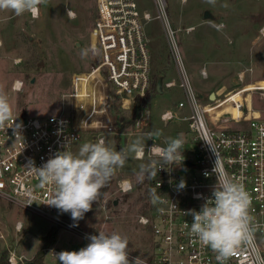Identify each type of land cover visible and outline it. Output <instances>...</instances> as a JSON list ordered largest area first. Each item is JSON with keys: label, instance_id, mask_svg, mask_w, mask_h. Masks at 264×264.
<instances>
[{"label": "built area", "instance_id": "2783aa9c", "mask_svg": "<svg viewBox=\"0 0 264 264\" xmlns=\"http://www.w3.org/2000/svg\"><path fill=\"white\" fill-rule=\"evenodd\" d=\"M153 3L157 13L155 18L162 23L178 71L177 86L183 94V99L175 104V111H162L159 121L164 127L174 120L183 122L186 130L183 133L185 143L180 149L184 157L182 162L166 165L147 184V213L138 216V224L150 232L153 250L142 260L143 264H218L216 253L190 238L185 227L193 220L185 213L192 209L199 211L205 199L211 197L216 183L213 171L216 160L219 168L242 184L251 198L250 214L257 225L256 246L264 257V113L249 110L246 101L236 103L223 93H217L214 101L203 95L200 98L178 53L175 31L166 15V1L153 0ZM95 7L90 46L100 49V55L95 56V65L89 72L72 76L71 90L66 97L74 102L73 114L63 108L58 114L42 119L13 115L6 122V126H13L0 129V199L32 216L79 233L88 241L90 234L77 230L72 223L59 217L60 210L44 204L52 196V187L41 186L39 178L26 166L31 160L35 167H41L56 153L64 151L69 141L70 149L88 130L100 132L105 129L103 134L118 136L117 129L121 128L122 122H116L112 117V99L123 111H128L136 101L151 94L152 59L144 27L153 18L147 11H141L136 0H95ZM66 13L70 19L75 17L71 10ZM175 86L174 81H167L161 90ZM14 88L20 90L21 86L14 83ZM220 102L232 105L241 111V116L234 118L225 113L219 117L215 108ZM142 111L132 120L135 129L132 135L148 133L143 129L149 122V115ZM137 122L141 124L137 126ZM103 134H99L96 141L104 139ZM163 140L162 137L157 141L147 139L146 146L153 143L163 146ZM147 159L146 151L143 161L147 162ZM126 180L129 179L123 178L117 183V191L123 195L135 189L132 184V189L125 192L122 185ZM181 181L186 185L182 189L178 187ZM153 188L161 195L160 202L155 204L150 196ZM14 229L20 232L22 223L16 222ZM49 252L54 258L59 254L54 249ZM249 259L250 250L246 249L231 257L227 264H249ZM21 260L10 252L9 264H19Z\"/></svg>", "mask_w": 264, "mask_h": 264}, {"label": "rangeland", "instance_id": "374dc122", "mask_svg": "<svg viewBox=\"0 0 264 264\" xmlns=\"http://www.w3.org/2000/svg\"><path fill=\"white\" fill-rule=\"evenodd\" d=\"M136 1L141 11H147L153 18L144 27L152 59V77L157 76V83H176L168 90L162 87L161 94L149 95L143 111L140 109L149 115L143 132H162V136L152 137L154 141L160 137H176L178 132L183 135L185 123L174 120L164 127L159 121L162 111H175V104L183 99V94L177 86L179 75L162 23L155 18L153 0ZM165 1L178 53L195 92L205 99H209L211 93H223L236 103L246 101L249 110L264 113V36L259 31L264 27V0H217L215 6L206 0ZM67 10L74 12L75 17L68 18ZM205 11L212 19H203ZM95 17V0H46L35 19L27 13L17 17L11 12H0V88L9 97L13 115L23 113L42 119L58 114L63 108L73 114L74 102L66 95L71 90L72 76L89 72L95 65V56L80 57L81 49L92 44L90 30ZM240 73L243 78H239ZM17 82L21 83L20 90L13 89ZM216 108L218 116L225 113L234 118L241 116V111L225 102H220ZM111 113L116 122L122 117L123 123H128L117 129L118 136L103 134L105 129L100 132L88 130L69 150L76 152L81 144L95 142L99 134H103L106 143L114 149L127 148L138 137L132 135L135 117L131 118L130 110L123 111L115 99H112ZM140 163L129 154L126 164L117 169L112 186L97 206L99 212L85 213L82 219L73 221L70 213L59 211L62 220L90 235L115 231L127 236L130 260L137 256L146 259L153 250L150 232L138 224V216L147 213V210L143 213L140 210L145 209L149 197L144 200L140 197L148 187L143 184L125 197L117 191L120 179L128 178L134 186L138 184L134 173L139 170ZM108 202L116 204L109 206ZM18 221L22 223L20 232L14 229ZM52 228L57 229L58 234L56 242L44 251L46 264H59L58 259L50 255V249L78 251L90 243L79 233L32 216L0 199V256L5 252L7 260L11 252L22 258L19 264L31 262L42 248L41 237Z\"/></svg>", "mask_w": 264, "mask_h": 264}, {"label": "clouds", "instance_id": "9594fccd", "mask_svg": "<svg viewBox=\"0 0 264 264\" xmlns=\"http://www.w3.org/2000/svg\"><path fill=\"white\" fill-rule=\"evenodd\" d=\"M216 2L217 0H206V3L213 6ZM45 3L46 0H0V12H11L17 17L27 13L35 19L38 18L40 6ZM259 31L264 32V28ZM90 54L98 56L100 49L94 45L83 48L80 57L86 59ZM12 116L13 109L9 97L4 89L0 88V129L5 130L13 126H6ZM140 124L137 122L136 125ZM16 127L19 128V125ZM153 136H162V132L155 131L138 136L127 148L119 151L104 139H98L81 144L78 151L73 152L69 150V141L64 151L56 153L41 167H35L34 162L30 160L26 169L39 178L41 186L51 185L52 196L44 204L53 206L62 213H70L72 220L78 221L92 209L93 202L101 197V190L110 183L117 169L124 167L129 154L143 161L147 151V162L140 163L139 170L134 173L136 182L141 184L146 179H155L158 171L166 165L182 162L184 157L180 149L185 143L182 134L164 138L163 146L153 143L147 147L145 138L150 140ZM213 171L216 183L211 197L205 199L199 211L192 209L185 213L193 217L190 225L185 224L188 228L187 235L216 253L218 264H227L231 257L246 249L250 250L249 264H264V257H261L256 246L257 225L250 214L249 194L242 184L229 178L227 173L219 168L217 160ZM185 186L184 181L178 185L181 189ZM122 187L127 192L133 185L131 181L126 180ZM150 196L154 204L161 200V195L155 188ZM88 239L90 243L78 251H61L54 255L59 264H143L139 256L133 260L129 259V240L119 232L99 231L98 235H91Z\"/></svg>", "mask_w": 264, "mask_h": 264}, {"label": "trees", "instance_id": "16d2710c", "mask_svg": "<svg viewBox=\"0 0 264 264\" xmlns=\"http://www.w3.org/2000/svg\"><path fill=\"white\" fill-rule=\"evenodd\" d=\"M157 76L156 75H153L152 77V91L151 93L153 94H156L157 93ZM158 94V93H157ZM150 99V96L148 95L145 99L143 100H140V101H136L135 104L133 105L132 109L130 110V116L131 118H134L137 116V114H139L140 112V109L141 107H144L146 102H148V100ZM117 112V111H116ZM21 115H24L23 113H21ZM119 120L122 122V126H127L128 123H123V118L122 117H119ZM114 179H115V176L112 178V180L110 181V183L104 188L102 189V195L101 197L98 199V201L96 202H93V205H92V209L90 211H88L87 213H97L99 212V209H97L99 203L101 200L104 199V196L107 194L108 190L110 189V187L112 186L113 182H114ZM149 184V180H145L144 183H138L136 184L135 188H138L140 189L142 186ZM144 196H141L140 197V200H144L146 198L149 197V191H148V188H146L144 194ZM124 197L126 195H123ZM108 205L109 206H115L114 202H108ZM147 205L148 204H145L144 205V210H140V213H143L146 211L147 209ZM57 234H58V230L57 229H50L43 237H41V242H42V248L41 250H39L35 255L34 257L32 258L31 262H29L28 264H46L44 263V251L50 246V245H53L55 242H56V239H57ZM0 264H9L8 263V260H7V254L4 252L1 254L0 256Z\"/></svg>", "mask_w": 264, "mask_h": 264}, {"label": "water", "instance_id": "95a60500", "mask_svg": "<svg viewBox=\"0 0 264 264\" xmlns=\"http://www.w3.org/2000/svg\"><path fill=\"white\" fill-rule=\"evenodd\" d=\"M203 14H204V15H203V19H204V20L212 19V16H211V14H210L209 12L205 11ZM31 83H33V80L31 81ZM161 86H162L161 81H158V83H157V93H159V94L162 93ZM200 98H203V96L200 95ZM209 100H210V101H214V100H215V94H214V93H211V94L209 95ZM185 165L187 166L188 163L185 162ZM114 204H116V203L114 202Z\"/></svg>", "mask_w": 264, "mask_h": 264}, {"label": "bare ground", "instance_id": "6f19581e", "mask_svg": "<svg viewBox=\"0 0 264 264\" xmlns=\"http://www.w3.org/2000/svg\"><path fill=\"white\" fill-rule=\"evenodd\" d=\"M264 28V27H263ZM261 34L264 36V32H261ZM239 78H243V74L242 73H240L239 74ZM15 85L17 86V87H19V86H21V84L20 83H15ZM15 89V88H14ZM15 90H18V89H15Z\"/></svg>", "mask_w": 264, "mask_h": 264}, {"label": "crops", "instance_id": "0c3cea01", "mask_svg": "<svg viewBox=\"0 0 264 264\" xmlns=\"http://www.w3.org/2000/svg\"><path fill=\"white\" fill-rule=\"evenodd\" d=\"M262 80V79H261ZM124 179H128V178H124ZM130 180V179H129ZM54 250H56V249H54ZM57 251V250H56ZM59 252V251H58ZM60 253V252H59Z\"/></svg>", "mask_w": 264, "mask_h": 264}]
</instances>
